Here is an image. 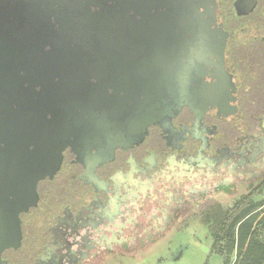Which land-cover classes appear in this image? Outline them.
Returning <instances> with one entry per match:
<instances>
[{"label": "flooded vegetation", "instance_id": "af4514ba", "mask_svg": "<svg viewBox=\"0 0 264 264\" xmlns=\"http://www.w3.org/2000/svg\"><path fill=\"white\" fill-rule=\"evenodd\" d=\"M262 174L264 0H0V264H87Z\"/></svg>", "mask_w": 264, "mask_h": 264}, {"label": "rangeland", "instance_id": "374dc122", "mask_svg": "<svg viewBox=\"0 0 264 264\" xmlns=\"http://www.w3.org/2000/svg\"><path fill=\"white\" fill-rule=\"evenodd\" d=\"M263 175L241 183L223 182L213 186L212 192L211 189L208 192L206 187H202V182H194V185L200 187H196L197 192L189 191L184 196L185 207L182 214L164 216L165 219L161 221L163 227L155 226L158 220L152 218L154 215L133 219L132 238L127 239L125 236L130 229L119 231L117 243L111 241L108 246L100 245L98 254L87 264H221L222 258L211 251L207 229L193 214V206L207 197H213L223 205L231 204L240 194L248 192L251 183L255 184ZM255 200L264 202V190ZM135 221L138 222L136 227ZM144 221L148 228L143 229L141 223ZM105 236L109 237L110 234Z\"/></svg>", "mask_w": 264, "mask_h": 264}, {"label": "trees", "instance_id": "16d2710c", "mask_svg": "<svg viewBox=\"0 0 264 264\" xmlns=\"http://www.w3.org/2000/svg\"><path fill=\"white\" fill-rule=\"evenodd\" d=\"M263 190L264 179L230 205L212 200L199 207L195 216L205 225L210 249L221 264H264V202L255 200Z\"/></svg>", "mask_w": 264, "mask_h": 264}]
</instances>
